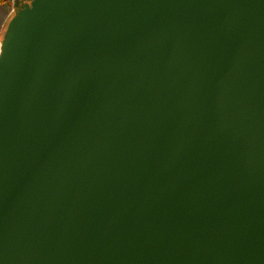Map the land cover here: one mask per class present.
Returning a JSON list of instances; mask_svg holds the SVG:
<instances>
[{"label":"water","instance_id":"95a60500","mask_svg":"<svg viewBox=\"0 0 264 264\" xmlns=\"http://www.w3.org/2000/svg\"><path fill=\"white\" fill-rule=\"evenodd\" d=\"M0 264H264V0H8Z\"/></svg>","mask_w":264,"mask_h":264},{"label":"crops","instance_id":"0c3cea01","mask_svg":"<svg viewBox=\"0 0 264 264\" xmlns=\"http://www.w3.org/2000/svg\"><path fill=\"white\" fill-rule=\"evenodd\" d=\"M11 7V8H10ZM12 6H9V3L6 0H0V38L3 31L4 24L12 13Z\"/></svg>","mask_w":264,"mask_h":264},{"label":"rangeland","instance_id":"374dc122","mask_svg":"<svg viewBox=\"0 0 264 264\" xmlns=\"http://www.w3.org/2000/svg\"><path fill=\"white\" fill-rule=\"evenodd\" d=\"M9 6H11V3H9ZM11 8V7H10Z\"/></svg>","mask_w":264,"mask_h":264}]
</instances>
